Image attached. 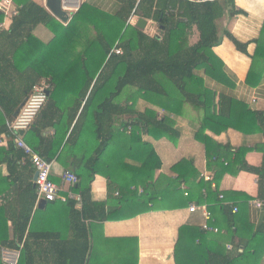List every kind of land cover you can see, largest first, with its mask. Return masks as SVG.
I'll return each mask as SVG.
<instances>
[{
    "label": "trees",
    "instance_id": "16d2710c",
    "mask_svg": "<svg viewBox=\"0 0 264 264\" xmlns=\"http://www.w3.org/2000/svg\"><path fill=\"white\" fill-rule=\"evenodd\" d=\"M14 1L17 14L7 31L0 30V111L6 119L0 126V134L10 136L6 122L16 116L33 87L47 81L50 84L47 102L24 132L25 140L44 160L51 163L56 159L76 176L77 183L71 191L79 200L67 199L63 203L69 220L66 240H60L57 233L34 230L39 213L38 209L34 211L35 171L28 158L10 143L6 151L0 150L3 156L0 163L8 170V176L2 178V188L8 191L0 206V252L19 250L17 264H41L37 259L40 249L58 255L44 264H138L136 256L122 243L127 240L122 238H104L112 260L98 259L100 245L94 223L121 221L147 211L149 205L166 207L171 199L172 207L181 208L194 202L197 206L206 205L211 214L216 209L227 211L223 204L230 195L218 190L219 183L224 175L236 176L239 172L257 176V197L264 203V144L258 148L263 154L262 165L252 167L244 157L250 149L239 147L232 151L230 145L221 147L206 135L207 131L219 135L232 129L245 138L264 137V112L254 111L244 102L221 93L219 113L204 114V85L196 73L202 70L221 85L234 86L213 53L221 42L215 22L223 16L225 7L230 13L235 12L233 0L204 4L114 0L119 5L115 13L83 2L66 25L52 17L42 4L33 0ZM131 17L157 23L161 37L148 36L130 25ZM39 27L51 33L49 41L42 42L34 36ZM193 28L198 36L191 44ZM225 34L231 38L228 32ZM233 41L239 51H245L246 44ZM114 48L120 49L121 54L112 53ZM252 61L246 84L255 88L264 83V30L256 41ZM146 103L157 105L168 115L185 104L200 114L191 137L203 144L207 169L213 171V178L206 181L198 178L192 160L183 159L170 169L177 176V183L196 185V192L153 191L147 180L154 170L161 168V161L152 150L142 162L124 160L119 166L102 160L110 145L129 149L146 138L177 141L180 132L174 120L169 116L159 119L152 108L145 107ZM49 129L54 131L52 136L45 134ZM220 154L225 157L218 162ZM23 158L25 162L21 164ZM96 175L142 176L143 180L122 187L108 181V201L99 203L91 198V183ZM138 187L142 188L140 195L135 190ZM117 190L120 197L113 199L111 193ZM110 200L113 207L108 208ZM130 205L131 210H126ZM228 221L231 226L234 219ZM207 234L196 226H182L175 246V263H259L261 249L234 245V252H228L226 247L225 252H220L208 245ZM253 236L264 237V223ZM133 241L136 251V239ZM102 247L101 243V254Z\"/></svg>",
    "mask_w": 264,
    "mask_h": 264
},
{
    "label": "crops",
    "instance_id": "0c3cea01",
    "mask_svg": "<svg viewBox=\"0 0 264 264\" xmlns=\"http://www.w3.org/2000/svg\"><path fill=\"white\" fill-rule=\"evenodd\" d=\"M177 1L186 2L183 0ZM233 3L235 12L230 13L229 8L225 7L223 16L215 22L219 36L221 37V42L213 48V53L222 64V71L234 86L225 87L214 79L204 75L202 70L197 71L196 73L202 78L204 85V114L217 115L219 113V99L221 93H226L244 102L254 111L264 112V83L255 88L246 84V78L253 63L252 57L256 51V41L261 37L264 30V0H233ZM90 4L94 6H99V4L109 6L111 12L106 11L109 13H115L119 6L114 0H94V3ZM74 14L75 13H73V15ZM11 19L12 18L4 21L3 18L2 21L5 23L4 27L0 28L1 31H7L9 29ZM138 20L141 19L131 17L128 23L137 27L136 23ZM143 21L146 23L145 28L142 29L145 34L148 36L161 37L162 32L157 23L152 20ZM225 31L230 34L232 39L227 37ZM43 34L44 36L46 35V37H44ZM34 36L42 42H47L51 38V33L44 27H39L34 31ZM197 36V31L193 28L189 42L191 44L195 43L197 41ZM233 40L246 44L245 51H239ZM145 107L152 108L157 113L159 119L164 116H169L170 120H174L175 128L180 132V137L177 141L171 142L168 139L154 140L146 138L143 142L133 143L129 149L110 145L104 152L102 160L110 164H118L119 166L124 160L142 162L149 151L152 150L161 161V168L154 170L152 176L147 180V183L153 187V191L155 190L158 193L163 190L177 189L180 192L183 190H192V192H196V185L190 187L185 183H177V176L173 174L170 169L183 159L192 160L194 168L199 173L198 178H204L205 181L213 178V171L211 172V170L207 169V160L203 144L195 141L191 137V133L197 127V123L194 122H197L200 114L191 110L186 104L179 106L174 110V113L169 115L155 104L146 103ZM5 121V117L0 111V126L5 124ZM7 123L8 122H6V126ZM53 133V129H49L45 134L52 136ZM206 135L220 144L221 147L230 145L232 151L239 147L250 149L244 156L246 162L252 167H260L262 165L263 154L258 151V148L264 144V137L262 135H253L245 138L241 133L232 129L219 135L207 131ZM25 137L26 133H23V141L29 146ZM10 143L18 149L15 146L13 138H11L9 134H0L1 151H6ZM221 151L222 148L220 152ZM2 157V153L0 152V159ZM224 157L225 156L220 154L217 161L221 162ZM226 157L229 156L226 154ZM20 162L24 164L25 159H21ZM51 163L50 180L63 190L71 191L70 186L62 184L61 176L66 171L64 167L57 162L56 159ZM0 176L1 206L5 202V195L8 191L2 188V186H4V180L2 178L8 176L7 167L3 163H0ZM142 180V176L96 175L91 183V198L93 201L99 203L108 201V181L115 184L117 187H122L128 183H137ZM193 184L194 182H192V185ZM212 185H214V187H212ZM114 187L115 186L112 188ZM211 189H215V184L213 182L211 183ZM135 190L139 195L142 193L141 187ZM218 190L220 192L229 193V199L223 204L225 205L224 208L227 207L228 210L216 209L214 211L211 223L219 232H208L206 242L209 246L220 252H223L227 245L232 247L228 252L235 251L233 248L234 245H240L242 247L248 246L249 248L257 247L263 251L258 259V264H264V237L254 238L253 236L254 232H257L264 223V209H258L249 204L251 200H260L257 197V176L247 172H239L236 176L226 174L221 178ZM111 194L113 199L120 197L118 190L113 191ZM112 200H110L108 208L113 207ZM173 202L174 200L172 199L168 201L166 207L149 205L150 208L147 211H142L133 217L121 221H107L102 224L94 223V232L97 237L96 241L98 245H100L98 259L108 258L112 260L111 250L109 247L106 249L103 241L104 238H122L127 240L122 243L127 245L133 257L136 256L138 264H176L174 255L179 229L182 226L190 225L196 226L200 230L204 220L201 211H197L196 213L189 212V206L195 204L194 202L181 208L172 207V205H174ZM39 203L40 201L37 200L34 208V211L36 209L39 210L33 223L34 230L38 231V233H57L58 236H60V240H66V237L69 235V220L65 204L58 201L52 204L46 202L42 208H39ZM233 207L238 209L237 213L232 212ZM126 210L130 211L131 205ZM230 218L234 219L231 226L228 221ZM6 226L10 228L11 223L7 221ZM133 239H136V251ZM51 242L54 243L55 240H51ZM101 243L103 245L102 254L100 252ZM39 255L37 259L41 264L51 260L54 261L58 256L57 252H47V250L43 251L41 249Z\"/></svg>",
    "mask_w": 264,
    "mask_h": 264
},
{
    "label": "built area",
    "instance_id": "2783aa9c",
    "mask_svg": "<svg viewBox=\"0 0 264 264\" xmlns=\"http://www.w3.org/2000/svg\"><path fill=\"white\" fill-rule=\"evenodd\" d=\"M38 1V0H33ZM45 2V0H39ZM192 4H204L207 2H212L214 0H183ZM0 13L3 14L4 21L14 17L17 14V7L15 6L14 0H0ZM4 21L0 24V28L4 27ZM114 54H121L120 49L114 48L112 50ZM50 91V84L47 81H41L36 84L31 94L27 97L25 102L22 104L18 110L16 116L7 123L8 131L10 136L13 138L15 146L23 153L25 158H28L30 164L32 165L35 173H37V178L34 181V186L36 189L37 200H44L45 202H62L65 203L67 199L79 200L78 196L72 191H65L60 186L56 185L50 180L52 163L47 162L38 154H36L24 141L21 133L29 130L38 114L45 106L48 99V93ZM62 184L68 185L71 188L77 183L76 176L69 171H65L61 176ZM214 187V185H212ZM185 195H187L185 193ZM220 199L223 198L222 195L219 196ZM249 204L255 208L263 209L264 203L258 199L251 200ZM201 211L203 217V224L200 230L203 232H214L218 233L219 230L212 226L213 216L208 210L206 205L197 206L191 204L189 206V212L195 213ZM233 213H237L238 209L236 207L232 208ZM227 250H231L230 245L226 246ZM241 252V250H239ZM19 250L2 249L0 252L2 264H17L19 259Z\"/></svg>",
    "mask_w": 264,
    "mask_h": 264
},
{
    "label": "water",
    "instance_id": "95a60500",
    "mask_svg": "<svg viewBox=\"0 0 264 264\" xmlns=\"http://www.w3.org/2000/svg\"><path fill=\"white\" fill-rule=\"evenodd\" d=\"M44 7L52 17H54L63 25H66L73 16V13H69L65 10V0H45ZM145 25L146 23L143 20H138V22L136 23L137 28L141 30L145 28ZM21 135H23V133H21ZM36 178L37 173H35L33 176V182L36 180ZM45 204L46 202L44 200H41L39 203V208H42Z\"/></svg>",
    "mask_w": 264,
    "mask_h": 264
},
{
    "label": "rangeland",
    "instance_id": "374dc122",
    "mask_svg": "<svg viewBox=\"0 0 264 264\" xmlns=\"http://www.w3.org/2000/svg\"><path fill=\"white\" fill-rule=\"evenodd\" d=\"M65 1H67V2H66V5H65V10H66L67 12H69V13H75V12L78 10L79 6H80L83 2L94 3V0H92V1H88V0H65ZM36 2L39 3V4L44 5V2H43V1H39V0H38V1H36ZM97 7H99V8L102 9V10H105V11H109V12H111L109 6L99 4V6H97ZM39 32H40V31H39ZM43 36H44V34H43ZM44 37H46V35H45Z\"/></svg>",
    "mask_w": 264,
    "mask_h": 264
},
{
    "label": "bare ground",
    "instance_id": "6f19581e",
    "mask_svg": "<svg viewBox=\"0 0 264 264\" xmlns=\"http://www.w3.org/2000/svg\"><path fill=\"white\" fill-rule=\"evenodd\" d=\"M66 2H67V1H65V5H66Z\"/></svg>",
    "mask_w": 264,
    "mask_h": 264
}]
</instances>
